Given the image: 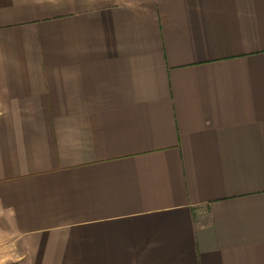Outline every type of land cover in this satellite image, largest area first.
Instances as JSON below:
<instances>
[{
	"label": "crops",
	"instance_id": "crops-1",
	"mask_svg": "<svg viewBox=\"0 0 264 264\" xmlns=\"http://www.w3.org/2000/svg\"><path fill=\"white\" fill-rule=\"evenodd\" d=\"M0 264H264V0H0Z\"/></svg>",
	"mask_w": 264,
	"mask_h": 264
}]
</instances>
